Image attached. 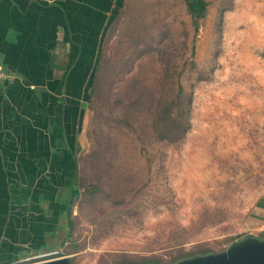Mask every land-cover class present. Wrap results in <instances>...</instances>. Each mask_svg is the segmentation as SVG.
<instances>
[{
    "label": "rangeland",
    "instance_id": "rangeland-1",
    "mask_svg": "<svg viewBox=\"0 0 264 264\" xmlns=\"http://www.w3.org/2000/svg\"><path fill=\"white\" fill-rule=\"evenodd\" d=\"M205 1L196 30L184 0L124 1L81 116L64 239L0 264H194L264 243L251 222L264 210V0ZM179 83L189 128L160 138L155 103Z\"/></svg>",
    "mask_w": 264,
    "mask_h": 264
},
{
    "label": "crops",
    "instance_id": "crops-1",
    "mask_svg": "<svg viewBox=\"0 0 264 264\" xmlns=\"http://www.w3.org/2000/svg\"><path fill=\"white\" fill-rule=\"evenodd\" d=\"M124 1L0 0V262L64 239L81 116Z\"/></svg>",
    "mask_w": 264,
    "mask_h": 264
},
{
    "label": "trees",
    "instance_id": "trees-1",
    "mask_svg": "<svg viewBox=\"0 0 264 264\" xmlns=\"http://www.w3.org/2000/svg\"><path fill=\"white\" fill-rule=\"evenodd\" d=\"M185 9L192 19L195 30L197 29L198 20L201 19L207 10V2L205 0H184ZM100 62L97 65L99 68ZM96 68V69H97ZM99 69H97L98 71ZM96 72V70H95ZM97 76L94 75L93 87H95V81ZM183 93V87L179 83L177 87L176 96L172 99L161 98L155 103L154 106V118H153V130L158 134L160 138H167L175 140L181 137L186 130L189 128L187 115L185 116L183 109H180V102L177 97ZM75 248H71L69 253H73ZM208 252V250H204ZM185 258V255L180 254L179 256L173 257L169 263L174 264ZM153 256H141L139 260H134L126 255H121L113 264H150L155 263Z\"/></svg>",
    "mask_w": 264,
    "mask_h": 264
},
{
    "label": "water",
    "instance_id": "water-1",
    "mask_svg": "<svg viewBox=\"0 0 264 264\" xmlns=\"http://www.w3.org/2000/svg\"><path fill=\"white\" fill-rule=\"evenodd\" d=\"M32 264H68L66 257H57ZM194 264H264V243L246 246L234 257Z\"/></svg>",
    "mask_w": 264,
    "mask_h": 264
},
{
    "label": "built area",
    "instance_id": "built-area-1",
    "mask_svg": "<svg viewBox=\"0 0 264 264\" xmlns=\"http://www.w3.org/2000/svg\"><path fill=\"white\" fill-rule=\"evenodd\" d=\"M4 74V71H3V68H2V65L0 64V78L3 76ZM54 253V252H53ZM49 260V259H48ZM45 261V260H44ZM41 262V261H40ZM37 263V262H35ZM32 264V263H31Z\"/></svg>",
    "mask_w": 264,
    "mask_h": 264
}]
</instances>
